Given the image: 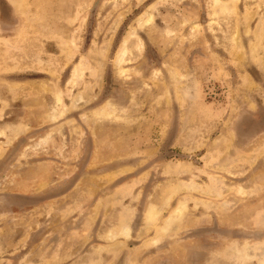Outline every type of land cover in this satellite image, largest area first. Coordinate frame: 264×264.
I'll use <instances>...</instances> for the list:
<instances>
[{
  "label": "rangeland",
  "instance_id": "obj_1",
  "mask_svg": "<svg viewBox=\"0 0 264 264\" xmlns=\"http://www.w3.org/2000/svg\"><path fill=\"white\" fill-rule=\"evenodd\" d=\"M0 264H264V0H0Z\"/></svg>",
  "mask_w": 264,
  "mask_h": 264
}]
</instances>
